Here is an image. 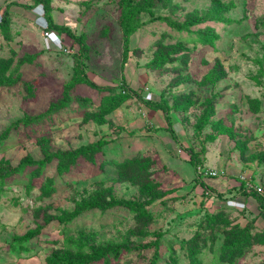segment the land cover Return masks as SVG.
Returning a JSON list of instances; mask_svg holds the SVG:
<instances>
[{"label": "rangeland", "instance_id": "rangeland-1", "mask_svg": "<svg viewBox=\"0 0 264 264\" xmlns=\"http://www.w3.org/2000/svg\"><path fill=\"white\" fill-rule=\"evenodd\" d=\"M35 1L0 0V239L38 231L24 244L40 264H264V232L227 246L249 223L188 206L189 166L164 165L208 151L264 188V0H133L125 69L122 0H49L82 43L45 39ZM160 103L177 141L147 123Z\"/></svg>", "mask_w": 264, "mask_h": 264}, {"label": "crops", "instance_id": "crops-1", "mask_svg": "<svg viewBox=\"0 0 264 264\" xmlns=\"http://www.w3.org/2000/svg\"><path fill=\"white\" fill-rule=\"evenodd\" d=\"M35 14V13H34ZM34 15H31V18H33ZM36 19L40 17V14H35ZM152 114H150L149 120L151 124L153 122V125L156 126L157 135L160 133H168L166 128L168 127L164 124L166 121L165 116L161 110H154L151 111ZM163 120L164 122H162ZM179 125H176L174 127L175 133L177 136L179 134L176 132V129L179 128ZM149 128V127H147ZM162 129V130H160ZM160 137H166V135ZM181 136L178 137L180 139ZM166 139V144L169 147H173V141L170 142L173 138L170 136ZM185 139L188 140L187 135L185 136ZM175 141V140H174ZM172 144V146L170 145ZM178 146V145H177ZM165 151V149H164ZM187 153V152H186ZM209 152L207 151L204 159H205V167L208 169L221 171L225 170L226 175L219 177V178H204L201 183L197 182V173L194 167L190 163V156L183 157V161H179V164L176 163L174 167H171L164 164L168 167L171 171H177L180 170L183 167L186 168L188 165L190 168V171L187 169L188 174L187 177L183 178L182 180L185 181L186 187L189 189L185 193V200L186 204L190 206L193 209L196 208H203L204 205L208 209H232L244 217V221L248 223L249 220L254 219V226L259 229L261 232L264 231V212H260L259 210V204L257 200L252 196L250 192H245L243 182L241 180V175H246L250 178H252L251 174L242 170H237L234 167L226 168L224 165H219L218 163H212L211 159L209 158ZM160 156L163 158V161L165 160V156L160 154ZM173 159L172 155H170ZM203 158V156H201ZM174 160V159H173ZM172 168V169H171ZM179 168V169H177ZM181 169V170H182ZM169 170V171H170ZM252 173V172H251ZM254 177V174H252ZM179 177L182 178V175H179ZM255 183L259 184V181L257 179H252ZM202 184L205 186H208L213 190V195L210 196L209 200L204 199V188L202 187ZM232 211L231 215H234V212ZM231 212H229L230 214ZM238 215V214H237ZM15 236V235H14ZM14 236H10V239L6 241L5 239H0V264H40V261H38L37 258H28V254L26 253V245L24 243L16 242L14 239ZM21 236V235H18ZM14 243H12V242Z\"/></svg>", "mask_w": 264, "mask_h": 264}, {"label": "trees", "instance_id": "trees-1", "mask_svg": "<svg viewBox=\"0 0 264 264\" xmlns=\"http://www.w3.org/2000/svg\"><path fill=\"white\" fill-rule=\"evenodd\" d=\"M34 5H42L43 9H44V13H45V20L47 22L48 25V30H52V31H56L59 34L65 32L67 33L75 42L78 43H82V39L78 36H75L74 34H72L71 30L67 27H63L60 25L55 24L54 22V18H53V11L50 7V1L49 0H36ZM121 8H122V16L120 19V26L122 28V36H123V53H122V69H125L126 64L129 61L130 58V53H131V49H130V39L131 36L134 35V33L138 30V25L136 24H132L131 21V15H132V11H133V0H122V4H121ZM4 15L7 17V13L3 14V18H2V23H0V27H2L3 25H5L6 20L4 19ZM5 17V18H6ZM191 24L193 25L194 23L191 22ZM81 52L77 54V57L80 55L81 56ZM76 57V56H75ZM75 67L77 69V71L74 74V78H73V82L72 83H78L80 82L81 76L83 75V73L81 72V63L78 60V58L75 61ZM155 108L157 110H161L165 116V119L167 121L168 127H167V132H169L172 137L177 141V136L175 133V130L173 129V125H172V119H171V111H169V109L167 107H165L163 104H157L155 106ZM86 151L85 150H80V151H75L73 154L75 155H83ZM72 153H56L53 154L49 157H46L45 159L39 160L36 162V164L40 165V166H47L49 163L52 162L53 159L55 158H60V157H66V156H72ZM190 163L191 165L194 167V169L196 170L197 173V182L201 183L203 181V176L199 175L197 172V168L199 166H201L202 161H200V158H202L201 154L199 153H194L193 150H190ZM32 159H27L25 161H22L20 164V168H25L26 166H28L29 164H31ZM15 170V169H13ZM202 187L204 188V199L205 200H209L210 196L213 193V190L211 188H209L208 186H205L204 184H202ZM245 192H247L245 190ZM210 193V194H209ZM252 194V196L257 200L258 204H259V210L260 212H264V197L259 195L258 193L255 192H250ZM226 217V216H225ZM209 218H213L215 221L218 222H222L221 220H224V224L228 225L227 221H225L224 216L222 215H218V216H209ZM211 222V220H210ZM248 225L247 227L244 229L242 226H233L232 223L230 222V224L233 226L232 232L234 233L233 239L230 238V235H227V246L232 245V243L234 241H237L238 239H240L241 237H243L245 234L247 237L251 238V228L255 227L254 226V219H251L248 221ZM235 230H236V235H235ZM264 232V231H262ZM39 232L36 231L33 234H30L28 236H24V237H17L15 239L16 242H20V243H25L24 241L26 240H32L34 237L37 236ZM245 233V234H244ZM244 234V235H243ZM264 234V233H263ZM238 237V238H237ZM236 238V239H235ZM230 241V242H229ZM244 248V247H243ZM27 250L29 248H26ZM242 254V252H241ZM237 255H240V253L238 251L233 252V255L231 253L229 259L226 258V260L233 262L234 257H236ZM241 256V255H240Z\"/></svg>", "mask_w": 264, "mask_h": 264}, {"label": "built area", "instance_id": "built-area-1", "mask_svg": "<svg viewBox=\"0 0 264 264\" xmlns=\"http://www.w3.org/2000/svg\"><path fill=\"white\" fill-rule=\"evenodd\" d=\"M2 18H3V13L0 14V23L2 21ZM35 23L37 24V26L40 29H42V31L44 33V38L49 39L50 38V30H48V25H47L46 20L44 18L42 19V16H40L35 20ZM197 172L199 175L203 176L204 178H219V177L226 175V172L223 170L216 171V170L208 169V168L203 167V166H199L197 168ZM241 180L243 182L244 189L247 192H255V193H258L259 195L264 197V188L260 184L255 183L252 180V178H250L246 175H242Z\"/></svg>", "mask_w": 264, "mask_h": 264}, {"label": "clouds", "instance_id": "clouds-1", "mask_svg": "<svg viewBox=\"0 0 264 264\" xmlns=\"http://www.w3.org/2000/svg\"><path fill=\"white\" fill-rule=\"evenodd\" d=\"M45 19V17H43Z\"/></svg>", "mask_w": 264, "mask_h": 264}]
</instances>
